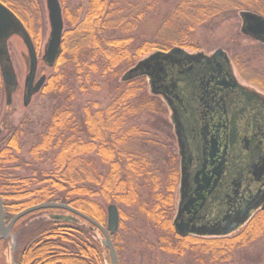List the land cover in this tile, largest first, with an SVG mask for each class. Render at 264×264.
<instances>
[{"label": "trees", "instance_id": "1", "mask_svg": "<svg viewBox=\"0 0 264 264\" xmlns=\"http://www.w3.org/2000/svg\"><path fill=\"white\" fill-rule=\"evenodd\" d=\"M1 1L17 13L39 45L40 32L30 10L40 11V0ZM122 1L89 0L86 12L73 19L65 11L61 54L37 94L52 101L41 131L35 132L36 124L29 117L17 125L9 123L12 108L7 110L5 104L0 192L6 216L65 200L105 224V206L113 203L120 212L119 229L112 235L120 264H125L120 242L130 217L143 219L159 250L178 260L190 255L199 264H235V255L244 252L248 263H261L262 255L253 261L247 249L264 238V210L231 236L205 238L176 232L179 154L168 107L151 93L145 76L126 81L122 77L153 51L175 46L200 49L195 37L200 28L221 26L244 10L264 16L263 0H179L169 10H158L154 35L140 41L137 30L161 9L162 0L126 5ZM102 91L106 95L101 98ZM0 99L1 112L4 97ZM30 134L34 140L27 147L25 138ZM23 153L41 166L30 165ZM22 166L32 169V174L19 175ZM132 208L128 216L127 209ZM12 233L21 239L12 264H110L100 229L63 209L31 212L18 220ZM147 243L155 247L150 239ZM10 249L9 238L1 240L0 264H10Z\"/></svg>", "mask_w": 264, "mask_h": 264}, {"label": "water", "instance_id": "2", "mask_svg": "<svg viewBox=\"0 0 264 264\" xmlns=\"http://www.w3.org/2000/svg\"><path fill=\"white\" fill-rule=\"evenodd\" d=\"M46 6L50 33L41 59L47 67L52 68L62 51L64 20L60 0H46ZM240 15L243 22L241 32L264 43V16L248 10L241 11ZM13 36L20 37L27 49L28 74L25 79L24 105L30 103L33 95L42 89L47 79L45 74L37 79L40 58L24 22L0 1V70L7 110L12 107L13 94L19 83L8 46ZM139 76L149 78L151 92L165 98L175 123L182 155L181 198L174 220L176 232L181 236L189 234L227 236L244 224L250 212L264 201L262 178L264 173H261L264 170V161L257 162V153L253 150V145L246 142L242 150L238 151L242 169L235 170L233 162L231 173L225 178L223 174L229 161V149L231 155L235 157L236 148L228 146L227 150L221 151L218 139L209 140L210 132L207 127L199 126L194 115L198 109L197 114L200 117L203 105H207L209 91L206 86L211 82L220 79L218 83L222 86L245 88L237 80L228 54L222 48L217 49L212 55L203 52L190 53L179 46L168 51L157 50L127 70L122 80H131ZM201 94H206L207 97H202ZM193 129L200 139L197 144L191 138ZM2 132L3 124L0 126V135ZM221 180L222 188L216 189ZM255 186L258 187L257 191H252ZM51 208L66 210L99 228L111 264H120L112 241V235L117 233L120 226V212L113 203L107 206L106 227L65 203V200L28 207L7 221L5 204L0 192V241L9 236L15 223L25 215ZM68 217L71 218L70 215Z\"/></svg>", "mask_w": 264, "mask_h": 264}, {"label": "rangeland", "instance_id": "3", "mask_svg": "<svg viewBox=\"0 0 264 264\" xmlns=\"http://www.w3.org/2000/svg\"><path fill=\"white\" fill-rule=\"evenodd\" d=\"M60 1L63 7L64 18L67 19L65 17V11L67 10L69 11L70 14L68 17L70 19H73L80 13H81L80 15H82L86 12L89 0H60ZM178 1L179 0H162L160 2L161 9H156L155 11H153L151 13V18L144 20L142 25L137 30L136 32V35L138 36L137 40L140 41L143 38L146 37L150 38L151 36H153L155 28L157 26V18H156L157 16L155 15L159 13L158 10L159 11L169 10ZM122 2L124 5H126L129 2L138 3L140 2V0H123ZM39 5H41V7L39 6L40 11L38 10V8H31L30 11H33L34 13V17L37 22L36 25H38L37 29L40 32V36L37 38L39 45L36 44V46L40 58L38 75L41 76L46 73H51L52 70L51 68L49 69V67H46L41 59L44 54L45 45L49 38L50 24L48 19V11L46 8V1L40 0ZM42 19L44 23L42 22V24L39 25L38 24L39 20ZM242 23L243 22L240 12H238L235 17L224 22L221 26L212 29L200 28L197 30L195 37L197 38L198 44L200 45L201 48L198 50L188 49V48H184V49L190 53L203 52L205 54L212 55L217 49L222 48L227 52L230 58L236 78L246 87H250L258 92L264 93V43L257 41L247 35H244L241 32ZM66 27H67V23L64 25V30ZM118 33L119 32H116V34ZM8 46L19 83L13 95V105L11 107L12 110L10 111L11 113L9 117L8 116L6 117H8L9 123H12L14 125L20 124L23 119L29 117V119L36 124V128H34L35 132H39L44 127L50 115V112L52 110L51 107L52 101L49 99L48 96L39 97L37 96V94H35L33 95L30 103L28 105H24L23 96L25 89V79L28 74L27 63H26L27 49L22 39L17 36H14L9 40ZM39 76H37V78H39ZM148 87L151 91L150 85H148ZM104 91H102L98 96L101 98L105 96L106 92ZM1 95L2 97H4V99L1 101V103H3L2 104L3 106L0 112L1 113L0 126L3 122L2 120L5 116V113L7 114V112L4 110L6 104V94H5L1 70H0V98ZM158 96H160L163 99L164 103L168 107L169 113L167 117L169 120H171L173 125L172 112L169 104L162 95H158ZM77 102H79V100ZM141 119L143 122L146 121L145 118H141ZM172 129L174 130V125ZM33 140L34 139L32 134L27 136L25 138V141L27 142L26 146L29 147L32 144ZM175 149L176 150L178 149L177 143H175ZM23 156L29 162L32 160L31 157L26 153H23ZM31 164H35V166L38 167L41 166V163H36L35 161H31L30 165ZM22 167L23 168L19 170L20 172L18 173L19 175L29 176L32 174V169H30L27 166H22ZM179 188L180 187L178 186V189L175 193V202H176L175 215L177 214L178 211ZM134 210L135 208H132V210L127 209L126 212L127 215L131 216ZM105 215H106L105 224H102L100 222L99 223L106 227L107 205L105 206ZM136 216H140V215L137 214ZM6 218L7 220L10 219V217L8 219L7 216ZM126 223H128L129 229L128 232L125 233V235L122 237L121 239L122 241L120 242L121 258L125 264H199L195 262L193 256L188 255L186 258L182 260H178L175 258V256L167 255L164 254L162 251H160L159 248L157 247L158 245L157 239L154 237V234L153 235L150 234L151 230L147 228V225L143 219L136 218L135 220V219H131L130 217ZM243 228L244 226L241 227V229H237L236 231L230 233L229 235L230 236L234 235L237 232L241 231ZM147 232H149V237L146 239L145 235ZM8 238L11 242V249L9 252L7 250L6 251L8 252V255L10 254L8 256V262L12 264L13 254L16 251L18 247V242H20L21 239L20 241L18 240V238L20 237L18 236L17 233H10ZM205 238H216V237H205ZM149 239L153 241L155 247H151L147 243ZM7 243L8 242H6V244ZM247 251L251 256L249 258H252L253 261L260 259L261 258L260 256L262 255L261 263L259 264H264V238L253 244L251 247H249ZM247 256L248 255L245 256L244 252H238L235 255V264H250L245 260L247 259ZM108 262L111 264L110 256L108 257Z\"/></svg>", "mask_w": 264, "mask_h": 264}, {"label": "flooded vegetation", "instance_id": "4", "mask_svg": "<svg viewBox=\"0 0 264 264\" xmlns=\"http://www.w3.org/2000/svg\"><path fill=\"white\" fill-rule=\"evenodd\" d=\"M219 81L220 79L215 80L206 86L209 91L208 97L206 94H201V96L207 97V105H203V109L199 113L201 114L200 117L197 114L198 109L194 112V115H196L198 119L197 123L200 127H207L208 132L211 134L209 140L212 138L218 139L221 151L227 150L228 146L229 148H236L237 153H235V157L231 155L229 149L230 157L228 156L229 161L223 174L226 178L231 173V165L233 162L235 163V170L242 169V160L238 151L242 150L246 142L253 145L252 148L257 153V162L264 161V93L246 87L239 80V83L245 88L240 89L234 86H222L218 83ZM197 108H199V103L197 104ZM174 131L178 148L177 152L179 154V208L181 198L182 155L175 126ZM191 138L192 141L195 140L194 143L196 144L200 142L197 133H195V129L191 132ZM261 173H264V170ZM222 180L216 189L222 188ZM257 188L255 186L252 191H257ZM263 206L264 201L260 203L258 208L251 211L250 215L264 210Z\"/></svg>", "mask_w": 264, "mask_h": 264}]
</instances>
